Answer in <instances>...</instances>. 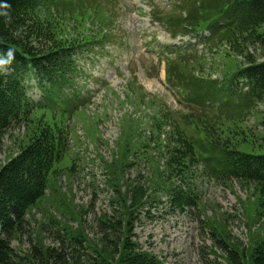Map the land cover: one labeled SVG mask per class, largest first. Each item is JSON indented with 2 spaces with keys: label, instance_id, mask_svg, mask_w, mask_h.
Masks as SVG:
<instances>
[{
  "label": "trees",
  "instance_id": "16d2710c",
  "mask_svg": "<svg viewBox=\"0 0 264 264\" xmlns=\"http://www.w3.org/2000/svg\"><path fill=\"white\" fill-rule=\"evenodd\" d=\"M173 1L179 7L169 18L185 30L168 32L177 36L207 30L212 53L231 60V70L224 72L230 77L229 98L223 103V90H217L211 75L200 81L189 70L179 79L184 90L174 88L203 113L193 116L182 110L156 109L147 132L138 126L142 119L126 115L121 120L123 131L113 150L114 159L105 165V182L112 192V205L128 218L124 231L111 220H101L105 228L119 233L113 245L102 239L100 247L88 238L81 213L61 186L62 175L72 178L80 162L79 155L72 154V132L66 120L83 111L89 99L63 98L60 86L77 71L79 53H98L114 38L118 32L111 16L115 6L111 0H0V140L12 128L25 126L19 152L0 166V264L66 262L49 261L55 250L43 246L44 250L33 247L24 258L12 248L13 241L28 233L34 211L42 212L46 219L54 217L48 206L71 217L68 221L55 217L53 222L65 234V242L92 244L97 254L92 264H162L133 241L134 223L141 210L160 203L153 198L155 192H166L173 208L197 207L198 195L179 183L199 166L213 179L237 180L255 191L256 210L248 221L249 247L240 250L227 243L223 225H213L212 231L217 245L224 244L226 252L230 249L229 255H222L224 259L232 263L238 259L235 264H264V234L252 232L257 224L264 229V153L239 151L227 132L228 126L245 123L260 113L258 106L264 103V62H258L249 51L256 45L264 50V0H196L190 7L182 0H168ZM155 11L152 7V14ZM173 52L167 62L172 56L192 55ZM235 55L243 57L247 66H239L232 59ZM8 68L12 72L5 73ZM167 79L171 83L169 74ZM32 80L42 92L38 101L29 94ZM141 96L147 98L144 93ZM216 122H222L218 129ZM138 162L151 165L148 180L128 179V171ZM71 220L79 223L78 228H73Z\"/></svg>",
  "mask_w": 264,
  "mask_h": 264
},
{
  "label": "rangeland",
  "instance_id": "374dc122",
  "mask_svg": "<svg viewBox=\"0 0 264 264\" xmlns=\"http://www.w3.org/2000/svg\"><path fill=\"white\" fill-rule=\"evenodd\" d=\"M111 1L115 6L111 16L115 17L118 32L98 53H79L77 71L70 74V80H64L60 86L63 98L77 95L89 99L83 111L66 120L72 132V154L74 157L78 154L80 162L72 178L62 175L61 186L67 194V200L76 205L77 212L81 213L88 238L100 247L102 239L104 243L113 245L114 236L119 233L117 229L124 231L128 218L121 208L112 205V192L105 182V165L114 159L113 150L123 131L121 120L126 115L142 119L143 122L139 121L138 126L147 132L153 115L158 112L156 109L182 110L193 116L203 113L174 88L177 86L179 90H184L179 79L189 70H193L200 81L208 80L211 75L217 82V90H223L222 101L229 98L228 89L231 87L227 79L230 77L224 75L225 71L231 70L228 69L231 60L214 55L212 45L208 42L199 45L196 55L168 58L167 75H170L172 84L165 81L164 65H159L158 51L162 45L175 42L169 36V29L185 30L178 28V21L170 19L171 13L179 7L178 2ZM182 1L183 5L190 7L196 0ZM152 7L157 12L152 14L155 21L150 16ZM250 48V53L257 61L264 62V50L257 45ZM236 57L232 59L237 60L239 66L247 65L241 56ZM29 84V94L35 100H40L42 92L36 87V82L32 80ZM75 89L78 90L77 94L73 93ZM142 93L147 95L146 99L141 96ZM258 108L261 112L251 115L245 123L227 127L233 144L243 153H264V103H260ZM209 122L213 123L211 120ZM221 124L216 122L214 127L218 129ZM24 131L25 126L20 125L2 136L0 166L19 152ZM191 173L179 184L198 195L197 207L185 210L173 208L166 192H155L153 198L160 203L138 213L133 241L144 251L156 256L162 264H235L238 259L232 263L222 257L229 255L230 249L226 252L224 244L217 245L218 238L212 228L213 225H223V237H228L227 243L240 250L249 247L252 241L248 221L256 210L255 191L237 180L213 179L201 166L194 167ZM150 176L151 165L145 162H138L128 171L131 181H140L142 178L148 180ZM68 186L72 189L69 190ZM48 207L54 217L47 216L46 219V215L40 211H34L29 216L28 233L12 243L16 255L24 258L33 252V247L38 249L43 246L55 250L49 258L51 262L55 258L57 261L66 259L62 264H92L97 260L92 244L64 241L65 234L53 222L56 218L68 221L71 217H64L53 207ZM104 218L117 224V229L101 225ZM119 220L122 221L120 224ZM44 222L47 225L43 226ZM70 223L73 228H78L76 220ZM253 231L255 234H264L259 224L254 226Z\"/></svg>",
  "mask_w": 264,
  "mask_h": 264
}]
</instances>
